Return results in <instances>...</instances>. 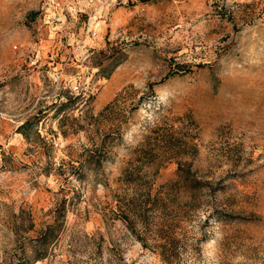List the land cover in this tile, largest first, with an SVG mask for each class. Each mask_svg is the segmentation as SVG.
<instances>
[{
  "label": "rangeland",
  "instance_id": "1",
  "mask_svg": "<svg viewBox=\"0 0 264 264\" xmlns=\"http://www.w3.org/2000/svg\"><path fill=\"white\" fill-rule=\"evenodd\" d=\"M24 263L264 264V0H0V264Z\"/></svg>",
  "mask_w": 264,
  "mask_h": 264
},
{
  "label": "trees",
  "instance_id": "2",
  "mask_svg": "<svg viewBox=\"0 0 264 264\" xmlns=\"http://www.w3.org/2000/svg\"><path fill=\"white\" fill-rule=\"evenodd\" d=\"M181 182V180H180ZM195 182H198L197 180H195ZM60 229V224L57 220V218L54 219V221L52 223H49L45 229L40 233V235L38 236L37 240L39 242L40 245H42V252H39L36 257L35 260H42L46 258V253L48 251V246H46L47 244H49V242L54 241L57 238L58 235V231ZM27 264V263H24ZM33 264V263H30Z\"/></svg>",
  "mask_w": 264,
  "mask_h": 264
}]
</instances>
